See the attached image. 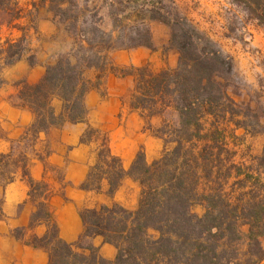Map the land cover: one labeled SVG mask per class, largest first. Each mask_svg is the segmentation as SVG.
I'll return each instance as SVG.
<instances>
[{
  "label": "trees",
  "instance_id": "16d2710c",
  "mask_svg": "<svg viewBox=\"0 0 264 264\" xmlns=\"http://www.w3.org/2000/svg\"><path fill=\"white\" fill-rule=\"evenodd\" d=\"M50 1L76 41L72 51L47 66L36 83L18 84L15 105L29 109L34 121L26 136L66 123L86 122V96L104 90L109 75L133 76L135 88L129 106L144 119L163 117L150 127L164 142L160 158L149 162L141 149L129 169L114 154L106 135L89 125L81 143L101 141L95 163L81 189L113 197L128 178L139 183L135 209L119 203L101 204L81 211L85 230L79 240L101 236L117 249L114 260L104 258L92 244L69 243L60 236L50 205L52 190L45 180L30 176V160L23 157V176L36 205L30 227L46 224V233L25 239L44 248L49 264H261L264 261V183L254 171L237 161L239 129L252 133L249 110L243 112L226 87L217 79L232 63L217 43L201 31L177 4L166 8V0H128L131 13L121 9L123 1L109 3L111 30L102 28L98 14L90 13L81 0ZM246 6L258 19L264 18V0H232ZM55 4V5H54ZM89 4V3H88ZM86 5V6H85ZM172 28L170 45L179 53L175 68L155 71L151 64L123 67L113 63L109 52L116 48L153 47L151 22ZM18 41L10 43L11 49ZM21 51L11 52L14 64ZM31 65L37 62L29 60ZM173 112L176 119L166 117ZM264 167V153L258 157ZM13 180V178H11ZM200 204L202 215L193 207ZM248 225V232L241 229Z\"/></svg>",
  "mask_w": 264,
  "mask_h": 264
},
{
  "label": "rangeland",
  "instance_id": "374dc122",
  "mask_svg": "<svg viewBox=\"0 0 264 264\" xmlns=\"http://www.w3.org/2000/svg\"><path fill=\"white\" fill-rule=\"evenodd\" d=\"M84 1L86 0H81L86 4ZM113 1L121 0L87 2L90 13L98 14L99 19H103L101 26L106 31L111 30L108 12L110 9H117V5L114 8L109 6ZM122 1L121 9H127L126 15L130 14L129 1ZM173 1L181 13L193 20L194 24L211 37L229 57L231 70L222 72L221 77L217 79L226 87L230 97L243 112L249 110L253 114L248 120L254 129L253 132L246 133L244 129L237 131L240 136V139H236L239 144L237 161L244 163L242 167H245V170L248 171L246 168L250 167L249 170L254 171L255 175L259 174L261 183H264V167L260 166L258 159L264 153V18L258 19L246 6L232 0ZM165 4L166 10L172 6L169 0H166ZM51 5L53 3L44 0H0V137L6 138L18 127L11 118V113L6 112V105L14 106L16 102L18 84L22 81L31 84L38 82L44 76L47 66L55 63L60 56L70 53L75 44V37L67 30ZM150 28L153 47L147 48L153 52L154 58L149 62L152 68L160 71L165 67H177L179 53L170 45L173 28L160 21L151 22ZM6 41H18V46L11 49L8 44L5 45ZM139 47L112 49L109 57L112 59L113 52L134 51ZM13 51H21L23 59L14 64H7L11 61ZM30 59L37 64L31 65ZM133 81L113 85V91L121 94V107L118 112H114L109 105L99 110L94 101H91L89 107L86 104L89 113H95L94 124L103 126L99 128L108 138L114 154L121 157L126 169L130 168L141 149L145 151L149 162L160 158L164 150L163 140L155 136L150 129L160 125L163 117L146 120L140 112L133 111L129 106L135 87V80ZM106 83L107 79L104 90L94 89L99 91L101 96L107 95ZM27 111L31 112L28 109ZM166 117L176 119V114L166 113ZM19 119L27 121L29 118L21 116ZM86 122L92 124L88 119ZM24 132L19 143L15 141L13 144L15 157H1L3 164L0 167V180L3 182L13 178V173L24 162L23 157L29 158L35 154L33 145L36 138H24ZM100 143L101 141L97 142L98 146ZM63 177V170H57L55 178L62 182ZM103 189L102 193L93 195V204L96 207L115 202L128 209H135L138 205L141 187L130 178L125 180L116 192L118 201L113 200L115 195L111 197L107 194V184H104ZM193 210L199 215L205 211L200 204L195 205ZM241 229L247 233L248 225H243ZM79 243L91 244L86 240ZM261 243L264 248V237L261 238ZM261 264H264V261Z\"/></svg>",
  "mask_w": 264,
  "mask_h": 264
},
{
  "label": "crops",
  "instance_id": "0c3cea01",
  "mask_svg": "<svg viewBox=\"0 0 264 264\" xmlns=\"http://www.w3.org/2000/svg\"><path fill=\"white\" fill-rule=\"evenodd\" d=\"M153 58L151 49L139 47L134 51L113 52L111 60L115 65L128 67L146 65ZM133 80V76L120 78L109 75L106 83L107 95L101 96L99 91L92 90L86 97L87 106L94 101L99 110L109 105L114 112H118L121 107V94L113 91V85L119 82H134ZM6 106V112L11 113V118L20 130L15 128L6 138L0 137V167L4 156L15 157L13 144L15 141L19 143L24 131V138L27 137L26 132L34 121V114L26 108L17 107L15 104ZM94 115V111L89 113L88 120L93 124L91 126L104 133L99 128L103 126L94 124ZM21 116L29 119L23 121L19 119ZM89 125L88 122L66 123L62 127L41 132L33 145L35 154L28 158L30 176L37 181L45 180L52 190L50 205L53 216L59 226L60 236L69 243L78 242L85 230L81 211L96 207L93 204V195L97 192L81 189V184L96 161L95 154L97 157V142L81 143V137ZM22 165L23 163L13 173V180H0V264H49V255L44 248L29 245L15 235L17 230L22 229L25 239H29L34 235L41 237L47 231L46 224L30 227L32 214L37 208L31 201L30 185L23 176ZM59 169L63 170L62 182L55 178ZM113 200H119L116 194ZM86 241L97 247L104 258L115 259L117 249L105 243L101 236Z\"/></svg>",
  "mask_w": 264,
  "mask_h": 264
}]
</instances>
